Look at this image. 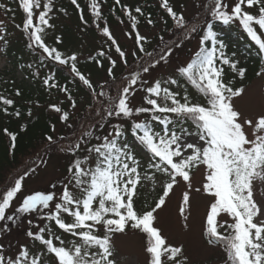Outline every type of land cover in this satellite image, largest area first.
Instances as JSON below:
<instances>
[{"label": "snow or ice", "instance_id": "obj_1", "mask_svg": "<svg viewBox=\"0 0 264 264\" xmlns=\"http://www.w3.org/2000/svg\"><path fill=\"white\" fill-rule=\"evenodd\" d=\"M70 2L78 10L81 21L87 24L78 0ZM115 4L121 7L136 29L139 20L133 12L143 16V10L140 7L133 10L122 5L121 0H115ZM18 5L25 19L16 27L26 33L30 49L41 51L40 62L43 64L48 60L68 67L73 81L78 78L95 93L92 81L77 66V55H65L46 43L48 30L55 28L51 23L56 10L55 0H18ZM161 6L178 28L187 29L189 34L203 31L199 50L190 62L175 70V76L157 79L154 72L169 62L174 49L167 48L153 57L144 48L147 37L138 29L135 31L138 51L152 58L147 62L148 66L141 64L145 75L141 77L135 72L115 98L103 90L96 93L98 97H107L108 102V106L102 109L103 115L101 111L96 115L106 125L112 118L117 122L111 124L107 134L96 135L93 130H88L78 142L62 149L72 157L62 187L57 189L56 184H51L47 190L24 194L26 178L30 172L36 171L31 168L0 190V240L10 231L9 222L15 223L20 215L47 221L43 227L34 225L35 232L28 230L26 233L41 246L36 252L22 245L14 256L9 255L4 243L0 242V264H53V261L55 264H117L113 237L129 228L146 234L145 250L150 257L149 264H188L183 246L168 244L161 229L155 226L156 213L165 206L174 187L183 182L188 189L183 193L180 209L181 216H184L185 207H190L193 172L201 166L206 171L203 191L212 198L203 233L207 243L223 249L225 264H264V204L254 199V181H264V114L252 119L244 117L236 108L234 100L241 97L245 89L234 87L231 80L226 79L223 66L227 65L240 78L245 77L246 70L239 68L238 62L225 53V45L217 38L213 23L206 21L203 30L198 25L189 28L183 14L176 12L169 0H162ZM88 7L95 27L111 41L123 63L127 64V54L104 19L101 0H90ZM205 7L213 21L224 26L238 22L259 52L264 54L261 35L264 33V0H236L231 6L228 0H209ZM0 9L12 11L4 3H0ZM248 9H255V12ZM58 10L66 13L63 8ZM147 23L154 25L155 22L147 18ZM4 31L0 28V32ZM185 38L191 39L192 36ZM0 40L7 42L3 35ZM60 42L57 38L56 43ZM181 46L180 43L175 45L176 48ZM105 55L103 51L98 53L100 57ZM132 55L136 56V52ZM96 62L103 67L100 61ZM110 63L108 74L113 76L116 60H110ZM44 84L59 87L54 75L47 77ZM188 85L200 94L204 103L197 102L189 94ZM60 90L67 94L75 108L76 101L68 88L60 87ZM137 90L144 93L143 103L139 106L134 102ZM16 95L20 92L17 91ZM0 103L5 106L2 109L5 114L21 115L18 110L9 113L8 106L14 105L12 99L0 95ZM52 107L62 113L63 121H69L67 111L56 105ZM142 115L145 118L138 121ZM120 121L131 122L132 135L147 154L146 160L139 158L127 143L125 125ZM247 129L252 130L251 138ZM8 135L10 148L15 150L17 135ZM46 139L50 144L54 143L52 136ZM158 181L162 194L152 207L139 211L135 203L141 189L150 183L155 190ZM14 202H17L15 206ZM222 216L228 219L221 220ZM27 223L33 225V219H28ZM64 234L73 239L66 241L62 238Z\"/></svg>", "mask_w": 264, "mask_h": 264}, {"label": "rangeland", "instance_id": "obj_2", "mask_svg": "<svg viewBox=\"0 0 264 264\" xmlns=\"http://www.w3.org/2000/svg\"><path fill=\"white\" fill-rule=\"evenodd\" d=\"M125 4H130L133 9L139 7V2L143 0H122ZM84 2L89 11L88 28L94 30L93 34H89L85 29V25L80 22H76L67 15H61L58 12L59 4L55 0L56 10L53 13V19L51 23L55 25L54 29H49L46 37L54 35L55 29L67 26L69 27L74 36L78 37V41L75 44L72 51L77 55L78 61H84L89 57L98 56L100 51L105 52V56L102 57L104 62L103 67L96 63L93 66L96 76H87L93 83L96 92H92L86 86L84 98H82L73 108L71 101L66 95H60L53 100L54 105L60 107L62 111L69 113V121L65 122L61 119L62 113L56 112L54 109L50 111L55 113L59 118V127L55 131L56 140L52 144H48L42 148L32 152L27 159L22 161L21 166L15 170L5 173L2 183H0V190H3L6 186L11 185L15 178H18L20 174L31 168H35V172H30L26 178L24 194L37 191L47 190L51 184H56L57 189L62 187L63 181L66 179L67 167L71 155L62 149H67L70 144L78 142V139L82 134L88 130H93L96 135H104L111 128L112 123H116L117 119L112 118L111 123L105 124L99 116L96 115L97 111L108 106L107 97H98L96 93L101 90L105 91L109 96L116 97L118 90L128 85L131 76L135 72H139L141 77L145 74L141 70V64L148 66L147 62H150L152 58L138 51V45L135 41L134 33L138 29L141 35L147 37V41L144 43L146 52H151L153 57L166 51L167 48H173V54L168 63H165L163 67H158L154 72L155 78H167L169 76H175V70L186 65L194 57L195 53L200 47V38L203 35V31L199 34H189L187 29H180L177 27L175 21L167 14L166 10L162 8V0H152L153 7L157 12L154 16H141L137 15L139 23L136 25V29H133L132 22L123 13L122 17L110 23L105 17L110 31L112 32L115 40L121 47V49L127 54V64L123 63L119 54L115 51V46L111 45V41L103 35V33L95 27L94 18L89 10L88 4L90 0H81ZM170 6L178 12L182 13L187 27L198 25L200 29L205 28V22H212L208 13V9L205 7L209 0H169ZM236 0H228L229 5H234ZM0 3L2 1L0 0ZM101 11L104 16L105 7L101 4ZM248 11L255 12V9H248ZM147 18H151L155 23L149 25ZM123 21V23H121ZM23 22H12V18H9L4 9H0V28H4V32H0V35L8 36L10 41L23 42L28 45L29 40L22 30L17 28L16 25H21ZM243 32L244 30L238 22L234 23ZM103 26V25H101ZM257 27L258 33L260 30ZM133 33V35H128ZM245 33V32H244ZM246 34V33H245ZM191 35V39L185 37ZM264 38V33H261ZM163 37V40L160 38ZM180 43L182 46L176 48L175 45ZM2 40H0V73H8L6 79L11 81L15 80L18 83L28 82L26 77H30L34 84L42 83L44 80L53 76L50 70H40L36 68V64L33 62H25L22 70H12L11 63L2 54ZM67 49V48H66ZM136 52V56L132 53ZM110 60H116V66L112 68L114 76H109L108 70L111 68ZM163 63V62H162ZM31 65V67H28ZM38 72V75L36 73ZM30 75V76H29ZM29 78V79H30ZM10 82V81H9ZM29 83V82H28ZM103 86V88L101 87ZM175 87V86H173ZM144 93L137 90L134 102L137 106L143 103L142 97ZM75 100V99H74ZM103 101V104L100 103ZM235 106L239 109L244 117L255 119L259 115L264 114V59L260 72L256 75L254 80L245 88V92L241 97L234 100ZM52 113V114H53ZM144 115L137 118L138 121L144 119ZM125 126L131 122H124ZM251 138V129H247ZM95 142V141H93ZM131 146L137 153L138 157L142 160H146L147 154L142 148H140L132 139ZM206 171L203 166L198 170H194L192 176V190L189 193L190 207H185L184 216H181L180 209L183 200V193L188 191L183 182L174 187L173 191L166 199L165 206L157 211L155 226L161 229V234L167 239L168 244L174 246H183L184 255L188 258V264H225L226 256L223 249L217 245H209L207 239L203 235L206 217L209 210V205L212 200L207 194L204 193L202 185L205 181ZM200 188V192H196L195 189ZM162 191L160 182L158 181L153 186L148 183L143 189L141 194L137 198L135 207L139 211L145 210L146 205H154L155 199ZM254 199L259 203L264 204V181H254ZM17 202H14V206ZM145 205V206H143ZM11 211V210H10ZM187 217V219H185ZM28 219H33V225L27 223ZM221 220L228 219L222 216ZM47 221L41 220L39 217H28L20 215L19 219L15 222H9L10 231L4 233L3 239L0 242L4 243L6 249H8L9 255H15L22 245H27L32 252H36L41 248L38 242H33L30 237L27 236V231H36L34 225L39 224L43 227ZM2 224V222H0ZM187 225V227H185ZM224 231V229H221ZM113 243L115 247V259L117 264H149V254L146 252L147 238L146 234L141 233L139 230L128 229L125 233L115 234L113 237ZM9 246H11L9 248ZM50 258V257H49ZM53 264L55 262L53 261Z\"/></svg>", "mask_w": 264, "mask_h": 264}, {"label": "trees", "instance_id": "obj_3", "mask_svg": "<svg viewBox=\"0 0 264 264\" xmlns=\"http://www.w3.org/2000/svg\"><path fill=\"white\" fill-rule=\"evenodd\" d=\"M1 1L12 10L6 11L7 16L12 18V22H18L19 24L24 21L25 14L19 7L18 0ZM56 1L60 6L59 9L63 8L66 10V13L58 10L61 15H67L76 22L84 24L89 34L94 33L92 28H88V23L85 24L81 21L78 10L71 4L70 0ZM78 3L84 9V17L88 21L89 11L86 4L81 2V0H78ZM101 4L105 7L104 17L110 23H114L117 17H122L124 12L119 5L115 4V0H101ZM121 4L132 8L130 4H125L122 0ZM138 6L143 10L145 17H152L157 12L156 8L153 7L152 0H143L139 2ZM211 23H213L214 30L217 32V38L225 45V53L233 61L238 62L239 68L246 70L245 77L240 78L235 72H231L227 65H224L223 67L227 73L226 79H230L234 87H242L245 89L260 72L264 54L259 52L255 43L236 25L224 26L217 21H212ZM57 38L60 39V43H56ZM5 40L7 42L2 41L1 44L2 54L11 63L12 70H22L25 62H33L36 64V68L40 70H50L55 76V83L59 87L52 88L45 85L44 82H39L36 85L30 77H26L29 83L25 81L24 83H18L15 80L11 81L6 79L8 73H0V95L14 101V105L8 106L9 113H14L17 110L21 113L19 117L14 114H5L2 111L5 106L0 103V183H2L5 173L20 167L22 161L27 159L32 152L50 144L46 139L47 136H52L53 141L56 140L55 131L58 129L60 121L55 116L56 114L53 112L52 114L50 111L53 110V100H56L60 95L67 96L65 92L60 90V87L68 88L76 104L85 95L83 84L78 78L73 81L68 67H61L48 60H45L42 64L40 62L42 54L39 49L34 52L33 49H30L23 42L19 43L16 41L13 43L8 39L7 35H5ZM77 41L78 37H75L72 30L67 26L56 28L54 35L49 36V38L46 37V43L49 46L57 47L65 55L75 54L72 51ZM208 46H211V42H209ZM96 61L104 62V59L100 56L89 57L82 62L78 61L77 66L86 76L93 77L97 75L93 70V66L97 63ZM187 88L189 94L197 102L204 103L203 98L195 89L190 85ZM17 91L20 92V95H16ZM5 129L7 132H5ZM125 129V140L131 145L134 137L130 124L125 126ZM157 130H159V126H157ZM8 133L17 135V147L15 150H11L10 148L11 140ZM160 194H162V191ZM150 207L152 206L146 205L145 209ZM62 238L66 241L73 239L67 234H64Z\"/></svg>", "mask_w": 264, "mask_h": 264}]
</instances>
